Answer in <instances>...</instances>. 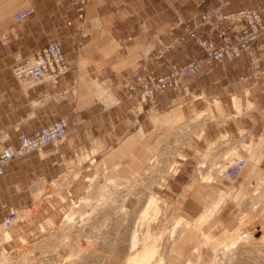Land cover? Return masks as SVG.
<instances>
[{
  "label": "crops",
  "instance_id": "crops-1",
  "mask_svg": "<svg viewBox=\"0 0 264 264\" xmlns=\"http://www.w3.org/2000/svg\"><path fill=\"white\" fill-rule=\"evenodd\" d=\"M215 6L227 14L263 8L264 0H0V135L8 138L0 149L17 148L20 134L30 136L61 118L69 124L65 139L45 147L42 157L31 153L6 166L0 178L11 186L1 181L0 188L21 193V205H32L33 193L57 172L89 163L82 158L98 157L117 146L100 165L128 155L139 168L146 162L136 157L133 141L143 140L160 123L208 110L218 117L215 102L225 120L214 127L208 121L191 147H204L219 136H256L264 126V76L256 82L245 80L251 75L245 56L200 70L183 82L180 95L167 90L152 103L139 96L128 99L125 84L133 75H166L171 65L184 66L202 57L193 42L185 40L156 59L163 46L183 34L185 25L193 28L200 13ZM24 7L34 15L16 23L15 13ZM177 20L185 25L177 27ZM51 42L60 44L69 72L56 84L21 88L10 68ZM36 173L42 181L31 183ZM20 179L27 181L21 192L19 184L12 185Z\"/></svg>",
  "mask_w": 264,
  "mask_h": 264
},
{
  "label": "rangeland",
  "instance_id": "rangeland-1",
  "mask_svg": "<svg viewBox=\"0 0 264 264\" xmlns=\"http://www.w3.org/2000/svg\"><path fill=\"white\" fill-rule=\"evenodd\" d=\"M11 69L12 67L10 68V70ZM237 103L238 101L237 99H235V104ZM214 110L218 113V117L214 116L211 111L208 110L206 113L207 119L205 125L208 121H211V125L215 126L217 124L223 123V120H225V117L220 114L219 103H214ZM194 116L195 114L193 115V117ZM185 117L188 119L182 118L179 121H175L173 123H160L158 125V129H154L149 132L147 136L141 141H133L131 139L133 142H135L134 149L136 157L138 158L140 163L144 164L146 162V164L142 165L139 168H136L133 165L128 155L124 156L118 161L111 162L105 167L101 166V161L110 154L107 153L110 152V150L117 148V146L110 150H107L106 152H104V154L95 158L90 159L87 156H84L82 158V161L88 159L89 163L84 164L82 162H79L75 165L76 167L74 166L76 169L67 166L66 169L57 172V174L53 178L44 182V184L41 185L42 187H40L33 193V200L31 199L32 205H29L27 203L26 205H21V202L23 201V195H21V193L16 194L6 187H4V189L0 188V217L6 218L10 213H15L17 215V222L14 224V226L10 230L3 231L0 234V264H20V257L18 256L20 255L21 251L33 247V244H37V242L39 243V240L41 242L45 240V238L49 239L52 237L54 239L55 236L59 235L58 237H61L65 233V237L68 239L67 240L65 238L68 241L66 242L68 246H66L64 249L58 248L56 252L53 253L54 258L51 256V253H46L44 254L46 256L42 257L44 259L41 260H48L49 258H53L56 260L58 258L60 260V262L58 261L59 264H67L66 260H74L77 257L76 255H78V259L76 258L77 260L75 259L74 261H78L79 259H81V253L79 254L77 252L78 248L76 246L84 249V243L86 242V240L82 241L81 238L79 241H77L76 239H74L75 235H73V232L70 229L73 230L76 227L80 226L79 224L83 223L90 213H93L91 211L95 212V210H92L91 208L89 209V206L91 207L94 204L97 205V203L101 200L99 199L101 198V195H103L104 191L109 189V184L113 182H119L118 185L123 183L122 185L124 186V190H130L129 188L125 187L126 183L131 184V186H129L131 189H136L138 188L140 181L141 184L142 182L144 183V181H146V183H144L145 193H148V191H150L149 193H153L156 195V197L159 199L158 204H160L158 205V208L163 210L165 215L158 216L156 220L157 222L167 224V226L169 227L172 222L177 219V216L174 214H170L167 206L169 208L173 205H182V201L180 200L179 195H181L186 185H188V183L190 182L192 183L191 180H196V182L200 180L194 177V173L196 172L198 162L202 160L204 151L211 143L209 142L206 146L197 148V150L196 148H193L191 146H194V143L198 139L194 137V135H191L190 137H188L186 144L184 146L178 147L177 149V147L175 146H178L179 144L178 138H185L184 135H186L187 137V135L191 133L190 131H192V127L189 126L188 122L193 117ZM257 135L253 136V138H250V141L247 139L246 142L244 140V136L239 139L240 135L234 138H227L226 136H219L216 138H227L226 140H228L229 145L231 144V146H235L236 155L230 156L229 160L227 159V161H224V166L222 168L221 174L216 170L212 171L214 170V166L212 167L214 162L211 163L212 165L210 167L212 169H208V171L205 170L206 173H202L204 180L202 181L201 178L198 183H192L185 201L188 205L196 206L200 212H204L205 210H208L209 207L211 208L212 203H214V201L217 199V195L223 192L227 193L230 191L234 194V197L230 196L231 198L222 207L216 210L213 217L205 222V225L197 223L201 227L199 225H197V227L195 224L192 227L193 229H195V231H193V229L191 228L192 231H188L184 235V237L182 238V242L184 243L181 242L182 250L180 252L183 254L186 251L185 247H188L191 244L195 245L196 251L188 254V263L248 264V261L250 260L249 258H252L256 253V248H252L253 244L263 242L261 244L264 245V152L262 149L263 142L258 141ZM153 139L155 140L153 145H148L146 147V143ZM7 140L8 138L4 134L0 135V143H3ZM4 148L7 147H3L0 150H3ZM173 148L175 149L176 154L174 153L173 155H168V151L174 150ZM155 153L156 156L158 154L162 155V153H164V162L166 161V164L168 163L173 165V169L169 173L165 171L166 173L162 174L164 172H160V170L156 169L160 165L162 166V163L155 162ZM221 155L222 154L218 155L220 159L216 157L217 159H215V164L218 160L221 161V159L224 158L223 155ZM42 156L43 153L39 157ZM241 157L246 162L241 176L235 182L228 180L225 177V171L231 164L235 163V161ZM95 161L97 162V164H95ZM149 164L151 169L147 170V165ZM151 165L154 166L152 167ZM145 176L147 177L145 178ZM157 176L159 178L161 176V178L157 179ZM204 176L207 177L205 178ZM38 178L39 175L37 173L34 176L32 175L30 178L31 183L42 181ZM208 178H212L210 183H206ZM123 179L125 181H130L125 182ZM4 180V178H0V182L3 181L4 183ZM92 180H95L94 182H96L97 180V184L95 183L96 185L94 184L93 186L94 182ZM132 181L134 182V185H132ZM90 182H92V184ZM114 183L111 185H114ZM137 183L138 185L136 187L135 184ZM16 184H19V189H23V185H27V181L25 182V180L23 181L21 179L14 180V184L12 185ZM3 185L11 186V183H4ZM89 186H93V188L91 187L92 190L89 189ZM93 190L96 191L94 196H91L94 192L90 191ZM19 191L21 192V189ZM123 192L124 194L122 193V195L127 194V191ZM145 193H142L141 197H143L144 195L143 198H145ZM87 195L91 199V201H89L90 199L87 197ZM86 197L87 199H89V204L86 203V199V201L83 200ZM205 197H209L210 199L205 200ZM85 203L86 205H88V207H86ZM77 205H80L78 206L80 209L77 208ZM83 206H85V208ZM73 208L75 209V211ZM77 210H81L82 212L78 211L79 214L76 215V217L75 215H71L78 213ZM152 217L154 216L152 215ZM48 218H53V221H55V223L51 222V220H49ZM71 222L73 224H70ZM128 222L126 224V227H124L122 229V232L120 231L118 235H115V229L111 227H106V229L104 227L106 231L104 230L102 233L100 232L101 234L98 233L97 230L96 233L98 235L95 233L96 235H93V237L91 236V233L89 237H91L92 239L88 238L89 243H86L88 244V250L90 251L91 255L88 252L90 257H88L87 259L89 261H87L86 259V262L85 260L83 262H85L86 264H127V258L125 257H129L130 255H133L135 252L141 249L144 239L146 237L148 240L150 239V234H152L151 232H153V230H151L152 225L154 223H157L152 219L151 221L150 219L148 220L149 223L146 221L141 222L138 219H134ZM66 224L68 227V224H70L69 230L65 229L68 228L65 227ZM41 227L43 228V230L41 229ZM100 231H102V229H100ZM5 232H7L10 236L9 240L7 241L3 240L2 237ZM59 233L62 234L60 235ZM71 235H73V237ZM89 239L90 241L92 240V244L90 243ZM113 240L115 242H113ZM52 246L54 247L55 244H51L50 247ZM47 254H49V256ZM100 256H102V258ZM63 260L65 262H63ZM40 261L38 260L36 262L35 260L34 264ZM172 261L177 264H185L186 262H182L181 257H174L172 258Z\"/></svg>",
  "mask_w": 264,
  "mask_h": 264
},
{
  "label": "built area",
  "instance_id": "built-area-1",
  "mask_svg": "<svg viewBox=\"0 0 264 264\" xmlns=\"http://www.w3.org/2000/svg\"><path fill=\"white\" fill-rule=\"evenodd\" d=\"M34 12L29 7L21 8L13 19L16 23L32 18ZM177 27L185 23L177 20ZM214 36V39L212 38ZM185 40H190L200 50L202 57L191 60L184 66L171 65L166 75H155L148 72L146 75H133L131 82L125 84L128 99L139 96L145 103H152L155 96L167 90H173L177 95L183 92V82L195 76L200 70L214 64H228L245 56L251 67V75L245 80L260 81L264 76V7L257 10H241L224 14L222 6H215L201 12L193 28L184 26L181 36L175 37L163 46L156 59ZM12 75L18 84L28 89L44 83L56 84L58 80L69 72V64L58 42L45 45L33 55L17 62L11 69ZM68 121L61 118L34 134L18 136V147H7L0 151V176L9 164L24 158L31 153L39 156L47 146L56 147L66 137ZM246 138H253L250 133H244ZM240 138V136H239ZM258 141L263 142L264 127L257 135ZM246 162L239 158L225 171V177L235 182L241 176ZM17 222V215L10 213L0 224V234L10 230Z\"/></svg>",
  "mask_w": 264,
  "mask_h": 264
},
{
  "label": "bare ground",
  "instance_id": "bare-ground-1",
  "mask_svg": "<svg viewBox=\"0 0 264 264\" xmlns=\"http://www.w3.org/2000/svg\"><path fill=\"white\" fill-rule=\"evenodd\" d=\"M238 113L240 114V112H238ZM206 117H207L206 112H201V113H196L195 116L190 121L188 120L189 122L186 121V122H188L189 126L192 127V131H190L191 133H189V134L187 133L188 134L187 137H186V135L183 134L185 136V138H182V137H181V139L178 138L179 139L178 140L179 144H178V146H175V147H177V149H178V147L184 146L186 144V141H187L188 137H190L191 135H194V137H196L197 139H199L202 136V134L204 132V128H205L206 119H207ZM242 142H243V140H242ZM159 149H160V147H159ZM168 149H169V147H168ZM235 150H236L235 146H231V144L229 145V142L226 139H217L216 141L211 142L208 145L207 149L204 151V154L202 155V160L199 161L198 164H197L196 172L194 173V175H195L194 177L196 179H200V180L202 178V181H203L204 179H203L202 173L204 174V173H206L205 170L208 171V169L209 170L212 169L210 166L212 165L211 163H213V162L214 163H213L212 167L214 166L213 167L214 170H212V171L216 170V171H218L221 174L222 168L224 166L223 165L224 161H227V159L229 160L230 156H235L236 155V151ZM168 152H169L168 155H173L175 153V149L174 150H170ZM219 154H222L224 158L222 157L223 159H221V161L218 160L217 163L215 164V162H216L215 159H217L216 157H218ZM164 156H165L164 153H162V155L158 154L157 156H156V153H155V158H154L155 162L162 163V166L160 165L158 168H156L157 170H160V172L161 171L164 172L162 174H165L166 172L169 173L173 169V165L172 164H168L167 163L168 164L167 165L166 161L164 162V160H165ZM152 157H154V156H152ZM218 159H220V158L218 157ZM163 162H164V164H163ZM150 169L151 168H150V164H149V165H147V170H150ZM203 171H205V172H203ZM161 176H160V178H161ZM146 177L147 176H145V178ZM153 177H155V176H153ZM160 178L158 177L157 179H160ZM211 180H212V178H208L206 183H210ZM129 181H127V182H129ZM191 181H192V183L193 182L194 183H198L199 182V181L196 182V180L195 181L191 180ZM97 182L98 181L96 180V182L93 183V186H94L95 183L97 184ZM158 182H159V180H158ZM90 183L92 184V182H90ZM113 183H111V184H113ZM118 183L119 182L114 183V185L109 184V189L106 188L107 190L104 191L103 195H101V198H99V199H101L100 202H98L99 204L97 203V205H96V204L93 203L95 206L94 205H92L91 207L89 206V209L91 208L92 210H95V212L91 211L93 213L92 214L90 213L87 216V219L83 223L79 224L80 226L75 228V226H76L75 225L74 226L75 229H73V230L70 229L73 232V235H75L74 239L79 241L82 238V241L86 240V242L84 243L85 244L84 245L85 248L83 247L84 249H82L81 247L76 246L78 248L77 252L79 254L81 253L80 254L81 257L79 256L81 258V259H79L80 261L79 260L78 261H74L78 257V255L75 254L77 257L74 260H72V259H70L69 261L66 260L67 264H86L85 263L86 259L88 257H90V255H91L90 251L88 250V246H87L88 244H86V243H89L88 242V238H91V237H89L91 233H92L91 236L93 237V235L95 236L97 234L96 233L97 230H98V233H100V232L102 233L106 229V227H111V228L115 229L114 230L115 235H118L120 233V231L122 232V229L124 227H126V224H127L128 221H131V220H134V219H138L141 222H144V221L148 222L149 219H150V221L152 219V220H154V222L155 221L157 222V220H156L157 217L161 216V215H164L163 210L158 208V205H160V204H158L159 203V199L156 197V195L153 194V193H149L150 191H148V193H145V184L144 183H146V181H144V183L142 182V184H141V181H140L139 185H138V183L135 184L136 187L138 185V188H136V189H134V188L131 189L129 187V186H131L130 183H126V184L124 183L125 187L129 188L130 190H124V186L122 185L123 183L119 184V185H118ZM133 183L134 182L132 181V185H134ZM192 183L191 182L188 183V185H186V187L184 188V190L181 193V195H179V198L182 201V203H181L182 205H179V206H174L173 205L172 207H169V208L167 206V209H169V213L172 214V215L173 214L176 215L177 219L175 221H173L172 224L169 227L167 226V224H163L162 222L154 223L152 225V227H151V230H153L154 233L151 232L152 234H150V239L148 240L147 237H146L144 239L142 247H141V249L139 251L135 252L133 255H130L129 257H125V258H127L126 259L127 264H177L174 261H172V258H174V257H176V258L181 257V261L182 262L186 261L185 264H191V263L187 262V256L191 252L195 251V245L194 244H191L189 246L187 245L188 247H185L186 251L182 254L180 252L182 250L181 249V246H182L181 242L183 241L182 238L184 237V235L188 231H192L191 228L195 224H196V226L199 225L197 223L205 225V222H207L210 218L213 217V215L216 212V210L219 209L220 207H222L234 195L230 191L227 192V193L223 192V193H221L219 195L216 194L217 195V199L214 201V203H212L211 208L209 207L210 209L208 208V210H205L204 212L203 211L200 212L199 209L196 206L188 205L186 203V201H185L186 198H187L189 189L192 186ZM152 184H153V181H152ZM155 184H158V183H155ZM98 185H99V183H98ZM110 185H111V187H110ZM93 186H89L90 187L89 189H91V187L93 188ZM96 187H98V186H96ZM96 190L90 191V192H94L93 195H91V196H94ZM104 190H105V188H104ZM123 191H125V192L127 191L126 192L127 194L126 195H122V193L124 194ZM87 192H89V191H87ZM142 193H145V198H143L144 195H143V197H141ZM36 196H38V195H36ZM87 197H88V195H87ZM87 197L83 199V200H85V199L87 200L86 203H88V200L90 199L89 197H88L89 199H87ZM204 199L206 200V199H210V198L209 197H205ZM89 201H91V199ZM181 201H179V202H181ZM86 203H85V205H86ZM78 206H80V205H77V208H79ZM83 207L85 208V206H83ZM86 207H88V205H86ZM162 207H163V205H162ZM75 209H76V206H75ZM75 209H74V211H75ZM78 211H81V210H77V212ZM78 214H79V212L75 213V214H71V215H75V217H76V215H78ZM152 215L154 217H152ZM182 215H183V217H182ZM25 218H27V217H25ZM162 218H163V216H162ZM169 219H170V217H169ZM73 220H75V219H73ZM164 222H165V220H164ZM128 223H130V222H128ZM70 224H73V223L71 222ZM70 224H68L69 227H70ZM71 226H73V225H71ZM196 226H195V228H196ZM65 227H68L67 224L65 225ZM69 227L65 228V229L69 230ZM104 227H105V229H104ZM41 229L43 230L42 227H41ZM100 229H102V231H100ZM193 231H195V229H193ZM56 234H58V233H56ZM65 234H63L61 237H58L59 235H57V236L54 237V239H53V237L49 238V239L45 238V240H43L41 242L38 239L39 243L38 242H37V244L34 243L35 245L33 244V247L27 248V249H25V250L20 252V255L18 256V257H20V259H19L20 262L19 263L20 264H34L35 260L37 262L38 260L40 261L41 259H44L42 257L46 256V255H44L46 253H51V256L53 257L54 256L53 253H55L58 248L64 249L66 246H68V244L66 243V242H68L67 241L68 239L65 237ZM73 235H71V236L73 237ZM2 237H3V240H5V241L9 240V238H10V236H9V234L7 232H5ZM202 238H203V236H202ZM76 240H74V241H76ZM89 241H90V239H89ZM91 241H90V243H91ZM113 242H115V241L113 240ZM182 243H184V242H182ZM261 243H263V242L253 244L252 248H254V247L256 248V251H255L256 253H255L254 256L252 255L253 256L252 258H249L250 260L248 259L249 260L248 264H264V245L261 244ZM51 244L52 245L55 244V246L54 247L53 246L50 247ZM71 245H72V243H71ZM88 252L90 253V255H89ZM93 253H94V251H93ZM47 255L49 256V254H47ZM48 256H47V258H48ZM56 256H57V254H56ZM100 257L102 258V256H100ZM53 258H49L48 260H41L40 262H38L36 264H59L58 261L60 262V260L57 257H56L57 258L56 260L53 259ZM91 259H92V257H91ZM84 260H85V262H83ZM87 261H89V260L87 259ZM63 262H65V261L63 260Z\"/></svg>",
  "mask_w": 264,
  "mask_h": 264
}]
</instances>
